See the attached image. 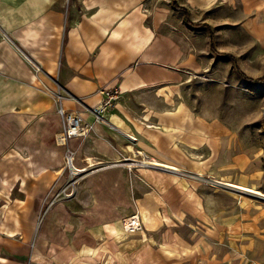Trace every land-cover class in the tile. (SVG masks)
Masks as SVG:
<instances>
[{"label":"crops","instance_id":"obj_1","mask_svg":"<svg viewBox=\"0 0 264 264\" xmlns=\"http://www.w3.org/2000/svg\"><path fill=\"white\" fill-rule=\"evenodd\" d=\"M230 23L264 41V0H0V264H106L118 193L115 210L132 201L151 227L166 204L201 220V246L185 243L172 264H243L237 253L264 246V208L212 207L187 177L224 179L225 125L194 111L184 89L209 64L202 29ZM111 87L121 98L98 120L92 108ZM57 103L93 125L87 135L56 142ZM68 148L79 174L108 170L81 190Z\"/></svg>","mask_w":264,"mask_h":264},{"label":"rangeland","instance_id":"obj_2","mask_svg":"<svg viewBox=\"0 0 264 264\" xmlns=\"http://www.w3.org/2000/svg\"><path fill=\"white\" fill-rule=\"evenodd\" d=\"M202 30L208 35L211 34V37L212 34L213 37L215 35L214 46L217 51L212 48L210 39L206 43H199L203 46V51L208 50L209 64L206 69L191 77L184 89L185 98L194 111L209 119L218 118L225 125L224 179L222 180H231L257 188L262 193L229 185L221 179L215 180L213 175L211 176L214 173L203 175L187 172V177L199 181V192L203 189L204 192L209 193L212 207L220 203L231 210L238 206L239 212L262 209L264 208V82H252L248 77L264 75V41L258 40L247 27L239 24H220L204 27ZM134 98L145 101L148 95L139 93ZM59 106L60 104L57 103L55 113L50 114L49 121L54 119L55 114L62 118L58 111ZM56 142H58L57 138ZM127 167L131 170L134 166L130 164ZM108 168L107 165H101L89 169L88 174L77 173L82 184L81 190L89 174L94 176L105 173ZM68 169L71 172L70 168ZM173 172L183 173V171ZM121 199H124L123 193L114 196L111 216L107 218L109 223L121 221V230L118 235L106 231L102 239L107 243L109 250L104 251L99 258L103 261L107 258L106 264H172L174 260L183 259L181 258L184 257L181 256L183 252L179 249L185 243L201 246L205 233L201 220L195 216L187 218L175 216L171 205L167 204L162 212L164 215L156 219L152 227L143 222L141 230L126 231L123 227V219L135 212L143 214L140 209H135L132 201L125 210L116 211L115 208L121 203ZM246 202L248 204H245ZM181 206L184 209V203H180ZM144 229L147 235L144 234ZM177 249L178 254H176ZM237 254L244 263L247 261L257 264L259 260H264V246L255 250L253 255L243 250Z\"/></svg>","mask_w":264,"mask_h":264},{"label":"built area","instance_id":"obj_3","mask_svg":"<svg viewBox=\"0 0 264 264\" xmlns=\"http://www.w3.org/2000/svg\"><path fill=\"white\" fill-rule=\"evenodd\" d=\"M106 98L102 103L92 108L96 119L101 120L104 118V112L108 107L113 106L116 101L121 97V90L119 87L106 88L104 90ZM58 111L63 120V128L57 135L58 143L62 145H68L70 140L76 136H85L88 134L90 128L93 127L91 124H85L83 122V117L75 112L69 111L66 107L60 104ZM75 155L72 149L68 148L65 157V164L70 168L71 173L77 174L78 172L74 170ZM141 160L140 163H144ZM125 230L128 232L138 231L143 228V220L139 212L132 213L123 219Z\"/></svg>","mask_w":264,"mask_h":264},{"label":"bare ground","instance_id":"obj_4","mask_svg":"<svg viewBox=\"0 0 264 264\" xmlns=\"http://www.w3.org/2000/svg\"><path fill=\"white\" fill-rule=\"evenodd\" d=\"M128 163V162H127ZM157 164H160V163H157ZM156 165V164H155ZM160 165H163V166H165V168H169V169H171L172 171L174 170V171H180L181 169L178 167V166H176V165H170V164H167V165H165V164H160ZM158 166V165H157ZM161 167V166H160ZM74 170H76L78 173H80V169H77L76 167L74 168ZM218 179V178H217ZM217 179H215V180H217ZM222 181H224V180H222ZM225 183H227V184H229V185H236V186H239V187H241V189L242 188H245V189H252V190H254V191H256L257 193H262L259 189H257V188H253V187H250V186H247V185H243V184H239V183H237V182H234V181H231V180H228V181H224ZM226 184V185H227ZM228 185V186H229ZM240 189V188H239ZM264 194V193H263ZM263 196V195H262ZM123 227H124V223H123ZM124 229H125V227H124Z\"/></svg>","mask_w":264,"mask_h":264},{"label":"trees","instance_id":"obj_5","mask_svg":"<svg viewBox=\"0 0 264 264\" xmlns=\"http://www.w3.org/2000/svg\"><path fill=\"white\" fill-rule=\"evenodd\" d=\"M176 6H178L179 8L181 9H184L185 10V14H186V19L188 22L192 23V21L189 19V14H188V10L180 5H178L177 3H175ZM193 24V23H192ZM195 24V23H194ZM195 25H202V23L200 24H195ZM211 46L214 50L217 51V49H215V46H214V37H213V34H212V40H211ZM248 79L252 82H257V83H263L264 82V75L260 76V77H248Z\"/></svg>","mask_w":264,"mask_h":264}]
</instances>
